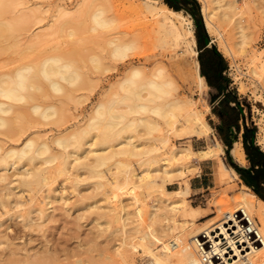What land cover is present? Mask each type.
<instances>
[{
  "label": "bare ground",
  "instance_id": "6f19581e",
  "mask_svg": "<svg viewBox=\"0 0 264 264\" xmlns=\"http://www.w3.org/2000/svg\"><path fill=\"white\" fill-rule=\"evenodd\" d=\"M9 1L0 0V15L12 5ZM212 1L221 6L220 0ZM56 9L54 18L57 17V20L60 16L72 14L62 6L58 8L57 5ZM203 9L208 16L210 12L206 13V8ZM26 14H20L21 19H27L29 14ZM91 14L94 26H105L109 21L101 11ZM169 14H161L162 18H156L155 24L173 37L176 46L183 45L188 53L196 54L190 22H185L186 18L181 14L174 13L176 18ZM221 14L223 17L226 15L225 12ZM53 21L52 25H48L50 28L54 26ZM68 21L64 19L57 25L64 24L60 27L63 29L71 22ZM185 23L187 28H184ZM1 27L3 25L0 24V30ZM58 28L52 29L55 31ZM54 31L50 32L56 34ZM237 32L240 33V44L244 43L241 28ZM67 34L71 35V29ZM117 41L112 37L105 42L110 46L108 54L116 60L125 57L133 46V43ZM5 48L6 45H1V52H5ZM59 48L65 47H56ZM65 49L58 53L55 51L54 55H46L37 65L17 68L13 73L4 68L5 60L0 61V209H5L4 214L7 213L4 218L0 213V261L5 264L45 261L46 264L61 260L69 262L68 258L73 256L72 263L84 262L82 256H79L81 259H74L77 256L72 249L78 247L71 249L67 246L58 250L56 238L54 241L53 237H48V231H53L52 228L57 225L55 222L63 221L64 226L73 222V226L80 229L83 221H87L92 230V236H88V239L97 244L104 243V246L96 248V254L91 257L105 259L110 256L107 245L111 243L117 259L112 252L109 253L120 264H264V202L255 198L246 186L241 185L237 194L230 198L233 205L221 211V221L204 227L195 226V217L184 210L181 195L188 193V185L184 190L171 191L165 187L166 182L182 175V164H173V160L192 157L210 159L222 153L218 140L199 150L170 145V134L178 140L209 136L211 127L191 100L178 95L177 86L169 74L162 67H154L145 75L140 67L132 66L128 74L125 72L127 75L100 91L86 115L73 112L63 120L62 110L68 107L69 101L77 102L78 106L82 103L80 100L84 102L89 99L83 93L75 95L83 89L82 79L86 76L83 78L79 71L81 65L75 64L77 56L72 55L80 53ZM78 57L82 60L80 55ZM100 58L91 57L96 70L103 67L100 66L103 64H100ZM192 66L197 83L205 87L196 59ZM258 67L264 73V68L261 65ZM92 85L85 87L91 90ZM117 88L122 93H118ZM131 113L133 116H129ZM31 114L43 121H30L33 120H29ZM24 119L29 123L27 126L21 124ZM43 125L50 126L42 128ZM137 126L143 127L149 136L152 135L148 137H152V142L144 148L139 147L142 141L139 146L135 143L131 133L123 134L127 129L135 130ZM155 131L160 136L153 137ZM256 138L264 147V122H261ZM233 151L238 157L242 156L239 145ZM117 156L125 159H117ZM131 157L136 159L130 161ZM79 169L83 171L81 174L78 173ZM217 173L223 181L231 174L235 175L223 165ZM62 174L64 178L57 181ZM108 187H112L111 190L117 188V193L114 191V195H109ZM146 195L154 197L153 203L147 205L146 216H143ZM190 209L197 210L192 206ZM139 217H143L146 224L139 223ZM9 219L17 220L20 224L12 233L10 224H7ZM53 223L54 226L49 229ZM114 223H117V227L113 225L109 230ZM3 225L4 228H1ZM61 229L64 230L63 227ZM179 234L184 235V241ZM202 234L208 239L202 241ZM78 236L76 233V244L81 247L83 241ZM166 236L171 238L166 248L155 250ZM205 243H210V253L218 254L221 261L203 260L207 252ZM95 245L91 246L92 251ZM58 246L62 247L61 243ZM82 251L86 252L82 249L77 253L84 254ZM226 253H229L227 257ZM88 259V264L103 260Z\"/></svg>",
  "mask_w": 264,
  "mask_h": 264
},
{
  "label": "rangeland",
  "instance_id": "374dc122",
  "mask_svg": "<svg viewBox=\"0 0 264 264\" xmlns=\"http://www.w3.org/2000/svg\"><path fill=\"white\" fill-rule=\"evenodd\" d=\"M197 1L199 3V12L197 17H200L203 22V26L199 28V32L201 33L205 31L212 40V45H214L219 53H221L227 60L228 65L224 76L229 80L232 87H234L236 95L241 98L243 104L242 107L245 110V115L243 118H246L245 120H247L249 126L253 127L255 125L257 137L261 122H264V80L262 78V76L264 77V73L258 67L261 65V67L264 68V0H220L221 6H217L216 3L213 1L210 2V0ZM9 3H12V5L10 4L11 6H8V10H10H6L3 12L4 14L1 13L0 15V24L3 25V27H1L2 29L0 30V33H3V35L0 34V49L1 45L3 44L7 47L5 49H8H4L5 52H1L2 50H0V61L1 59L6 61V66L4 68L10 73H13L17 68L24 67L26 65H37L39 62H41V58L43 59L46 57V55H54L56 52L58 53L62 50H66L65 48H68L71 50V52H76L78 50L77 52L80 53L77 55L72 54L75 55V58L77 56L75 59L77 62L75 61V64L79 66L81 65V69L79 71L82 73L83 78L84 75H88L89 77L85 76V79H82V81L84 80V84H82L83 89L78 91L79 93L76 92L75 95L83 93L86 94L89 99L84 100V102L83 100H80L82 103H79L78 106L76 104L77 102L72 103L73 100L71 102L69 101V105L67 104L68 107L62 110L63 114L61 119H63V117H65L64 119H66V117L68 118L70 113L72 114L73 112H80L86 115V113L90 111V107L94 103L95 99H97L98 95L100 94V91L108 88L109 85L114 84L122 76L127 75L129 68L132 66L140 67L143 74L145 75L149 74V71L154 67H162L164 72L169 74L173 83L177 86L176 91L178 95L184 99L191 100L196 108L201 111L204 119L211 127L209 136H191L189 138L178 140L172 137L170 134V145L189 146L193 150H199L206 148L208 145L214 143L215 140H218L222 146V153L210 159H197L192 157L191 159L181 158L178 160H173V164H182V175H177V177H175L171 182H166L165 187L171 191L180 189L184 190L188 183L190 187L192 184L189 193L183 194L181 197L183 198L184 210L187 212V214L193 215L195 217V226L204 227L212 223L219 222L220 218L222 217L221 211L227 209V207H232L233 204H231L232 202L230 198L237 194L241 183L238 180V177H230L223 181L222 177L219 175V173H217L219 169L222 168V165L227 167V169H232L230 164L231 159L229 154H227V151L229 153V146H224V144L219 139L216 130L212 127L213 124L218 121V119L216 116H213L211 112V90L207 86L201 87L195 79L193 71L194 67L192 64L194 59L198 61V47L195 42L193 44V48L196 50V54L191 55L185 50L183 45L179 47L176 46L174 44L175 42L173 41V37L166 34L165 31L161 30L155 24L157 19L162 18L161 14L163 13H170L169 15L171 17L173 16L172 18H174V16L176 18L174 13L181 14L186 18L185 22H190V27L194 34L195 22L192 16L182 10L172 9L162 0H10ZM57 5L58 8L62 6L68 9L72 14L60 16L57 20V17L54 18L55 15H57ZM35 8H37V11L34 10ZM203 8H206V13L210 12L208 16L204 14ZM96 10L101 11L103 17L109 20L105 26H94L93 22L91 23V13L97 12ZM40 11L43 12L41 13ZM23 12L25 14H29H26L28 20L26 18L21 19L20 14L23 15ZM211 12L214 14H211ZM223 12H225L227 16L224 15L225 17H223V14H221ZM19 16L20 18H18ZM52 16L56 21H53L54 19ZM64 19H69L71 22L69 24L65 23L67 25L61 29L64 24L61 26L57 24H61ZM51 20L53 21V25L55 27H61L60 30L59 28L57 29L59 32L52 29L55 28L54 26L51 28L49 27V24L52 25ZM47 26L50 28V31L52 30L56 34L48 31L49 28L47 29ZM184 28H187L186 23L184 24ZM238 28H241V31L244 35V43L242 44H240L241 37H239L240 33L237 32ZM70 29L71 35H68L67 33L70 32ZM46 32H48V34H46ZM49 33L51 34L49 35ZM36 35H38V37ZM47 35L49 36L45 38ZM112 37L117 38L118 41H121L122 43H133L132 48L127 51L125 57L122 59L116 60L112 58L110 54H108L110 52V46L105 44V42L107 38ZM13 41L16 43L14 44ZM59 46H64L65 48L56 49V47L58 48ZM104 46H106L107 49ZM79 55L84 62L78 57ZM93 56H97L99 58L101 56L100 64L103 63L104 65L101 64L100 66L103 67H100L96 70L94 64H92L93 62L91 61V57ZM88 58L90 59L89 62ZM125 72L127 74H125ZM88 84H93V89L91 88L90 90L86 88ZM117 92L122 93L118 88ZM121 106L122 105L117 107ZM67 108L68 110H66ZM132 114L133 113H131L129 116H133ZM29 120L41 122L42 119L40 120L38 116L36 118L35 114H31L29 116ZM21 124L23 126H27L29 123H27V120L24 119L21 121ZM48 126L50 125H43L41 127L47 128ZM127 130L128 131H124L125 133L123 132V134L131 133L134 138L133 140L138 144V146L143 142L141 146H139L140 148H144L147 143L152 142V137L148 138L152 135L149 136L143 127L140 128V126H137L135 130ZM144 134H147V136ZM158 136H160L159 132H153V137ZM236 137H239L240 139V135L237 132L233 133L231 138L234 140ZM261 147L264 149L263 146ZM133 158H129L130 161L136 159L135 157ZM117 159L125 158L122 156H117ZM78 171L80 174L83 172L82 169H79ZM85 175L86 174L81 176ZM63 176V174L59 175L57 181L60 179L62 180L64 178ZM83 187L86 186L84 185ZM111 188L108 187V189H110L108 192L109 195H114L117 193V188H114V190H111ZM114 191L115 193H112ZM136 192H138V190H136ZM153 197L154 196L147 195L144 197L146 206L145 211L143 210V216H146L147 210L149 209L147 205L149 206V204L153 203ZM191 206L196 207L197 210L192 211L190 209ZM4 211L5 209H0L1 217L3 218L7 216V213L5 212L4 214ZM58 211H56V213ZM70 220L73 221L72 218H70ZM7 222V224H10V233H12V230L16 229L20 225L19 222H17V220L15 221L14 219H9ZM59 222H55L57 224L56 226H54V223L50 226L49 229H51L53 226L55 228H52L53 231L48 229V237H53L52 239L54 241V238H56V243L58 242L56 246L57 248H60L58 250H61L67 246H69L67 248L71 249L72 247H78L76 249H72L76 252L75 255L77 256H74V259H79L82 256L81 258H84L85 260L84 262L81 260V262L75 264H88L90 258L103 259L97 262L94 261V264H120L117 262V260H115L117 259V254L113 249L114 247L110 245L111 243L107 246L108 248L110 247L109 251L112 252L115 259L111 257L112 254L109 253V251L108 254L110 256L106 257L105 259L99 258L97 256L91 257L92 254H96L98 246H104V243L97 244L95 242H91L88 239V236L89 238L92 236V230H90V224H87V221H83V226L80 227V229H76L73 226V222L66 224L65 226L62 223L63 221L61 224ZM138 222L141 224H146V220L143 217H139ZM61 225H63L62 227L64 230L61 229ZM68 225L70 226L68 227ZM113 225H116L117 227V223H114L108 229L110 230L112 227H114ZM72 226L75 229L71 228ZM1 228H4V225ZM175 230L177 231V228H175ZM216 231L219 232L218 229ZM76 233L79 235L77 238L81 239V242L83 241L82 243L84 246L82 244V249L86 251H82L84 254L81 253V255L80 253H77V251L80 252L82 249L76 244ZM179 237L184 241V235L179 234ZM202 237H204L203 234L200 236V239H203ZM204 238L206 240L208 239V237ZM170 240V237H164L160 243H158L155 250H160L163 248L165 249L166 243ZM84 242L88 243L85 244ZM60 243L62 247L58 246ZM72 244H76L75 247ZM208 244L210 245V243ZM93 245H95L94 251L91 249V246ZM71 249L67 250L72 251ZM88 250L89 252H87ZM230 253L233 252L231 251ZM227 255H229V253H226L225 257H227ZM71 258H68L71 260H69V262L67 260H65L67 262L61 260L51 261V263L53 262L52 264H55L56 262V264H64L63 262H65V264H74L72 263L73 256ZM87 259L89 261H87ZM0 262V264H5L2 261ZM38 262H42L41 264L45 263V261ZM38 262H36V264Z\"/></svg>",
  "mask_w": 264,
  "mask_h": 264
},
{
  "label": "crops",
  "instance_id": "0c3cea01",
  "mask_svg": "<svg viewBox=\"0 0 264 264\" xmlns=\"http://www.w3.org/2000/svg\"><path fill=\"white\" fill-rule=\"evenodd\" d=\"M194 36L198 47V68L206 86L211 90V112L218 119L212 127L224 146H229L230 163L238 167L236 170L231 166L233 170H230L235 174H231V178L238 177L240 185L246 186L255 198L264 202V149L257 143L256 131L252 140L244 139L245 130L251 126L246 118L243 120L245 110L241 98L236 95L234 87L224 76L227 60L212 45V40L205 31L197 34L194 29ZM235 111H239V128L228 120V115ZM236 132L239 133L240 139L236 137L232 140V134ZM237 145L242 150L241 157L233 151ZM191 187L188 183V193Z\"/></svg>",
  "mask_w": 264,
  "mask_h": 264
},
{
  "label": "trees",
  "instance_id": "16d2710c",
  "mask_svg": "<svg viewBox=\"0 0 264 264\" xmlns=\"http://www.w3.org/2000/svg\"><path fill=\"white\" fill-rule=\"evenodd\" d=\"M163 2L171 7L174 10H182L188 14H190L195 22V31L196 33H200L199 32V28L203 26V22L201 20L200 17L198 16V12H199V3L197 0H163ZM204 32V31H203ZM228 120L230 122V124H233L234 126H236V128H239V111H235V112H231L228 115ZM244 120V118H243ZM256 129L255 126L251 127L250 129H246L245 130V137L244 139H249L252 140L254 133H255ZM228 154V151H227ZM231 166H233L236 170H238V167L233 164L230 163Z\"/></svg>",
  "mask_w": 264,
  "mask_h": 264
},
{
  "label": "built area",
  "instance_id": "2783aa9c",
  "mask_svg": "<svg viewBox=\"0 0 264 264\" xmlns=\"http://www.w3.org/2000/svg\"><path fill=\"white\" fill-rule=\"evenodd\" d=\"M202 238H203L202 241L206 240L204 237ZM204 246L207 249V252H205L204 259H203L204 261H213V262L221 261V258L218 256V254L210 253V248H208L209 244L205 243Z\"/></svg>",
  "mask_w": 264,
  "mask_h": 264
}]
</instances>
